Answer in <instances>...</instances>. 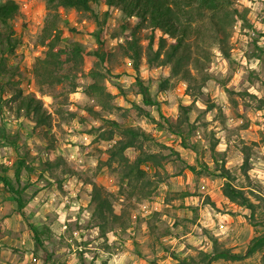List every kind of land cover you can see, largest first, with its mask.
I'll list each match as a JSON object with an SVG mask.
<instances>
[{
  "label": "rangeland",
  "instance_id": "374dc122",
  "mask_svg": "<svg viewBox=\"0 0 264 264\" xmlns=\"http://www.w3.org/2000/svg\"><path fill=\"white\" fill-rule=\"evenodd\" d=\"M13 1L17 13L0 22V32L16 39L4 61L14 80L0 89V163L23 159L32 171H21L30 186L23 208L28 220L39 227L62 220L54 224L58 232L47 234L46 252L34 250L25 220L0 184V264H104L96 255L114 247L135 249L155 264L191 256L196 264L200 252L213 248L240 258L211 264H262L264 245L246 251L264 233V196L256 194L264 187V0H220L213 9L177 2L194 42L190 79L149 64L145 52L135 70L126 39L135 29L145 49L151 30L116 7ZM212 17L227 24L226 53ZM54 32L64 52L48 80L35 67L42 72L43 41ZM160 34L154 32V46ZM96 49L106 53L104 61L91 54ZM137 78L155 105L143 104ZM17 88L41 99L48 124L36 125L17 109L11 96ZM128 127L146 137L111 157ZM224 171L254 211L224 196ZM94 184L110 200L105 219L95 211ZM120 213L121 220L114 218Z\"/></svg>",
  "mask_w": 264,
  "mask_h": 264
},
{
  "label": "trees",
  "instance_id": "16d2710c",
  "mask_svg": "<svg viewBox=\"0 0 264 264\" xmlns=\"http://www.w3.org/2000/svg\"><path fill=\"white\" fill-rule=\"evenodd\" d=\"M59 6L72 7L80 10H90L91 5L97 2H103L108 7H116L121 10L128 17H135L139 24L150 28L151 35L148 37L145 49L138 42L135 29H132L130 35L126 39L125 54L128 55L133 61V68L138 69L139 61L142 58V53L145 52L146 61L150 64L154 61L160 66H169L171 70L176 73H180L183 77L193 78L190 71L187 69V64L190 61L191 47L194 42L191 40V32L189 26L180 23L179 15L176 11L177 2L179 0H55ZM187 2H197L200 6H205L213 9L216 3L220 0H184ZM18 11V5L13 0H5L0 2V22L6 24L10 18H12ZM214 22V29L217 34L222 35L219 38L222 50L226 53L225 41L227 38V24L224 20L218 17H212ZM155 31H160V35L157 38V44L154 46ZM50 33V32H49ZM49 33L47 35H49ZM98 33V32H97ZM51 36V38H50ZM48 37L47 41L43 43L47 46L45 51V57L42 59V72H39L35 67L36 72L41 75L44 74L48 80H51L53 76V67L59 63L60 52H64V49L60 50L56 48V42L60 40L59 33L54 32ZM166 36V37H165ZM13 39L10 32H0V89L3 90V82L13 81V73L11 68H7L4 65L5 54L11 50L14 46ZM77 52V50H74ZM78 53H75L76 55ZM91 54L99 57L101 61L105 59V52H100L97 49L92 50ZM49 64V65H48ZM51 66V68H50ZM139 85V94L142 97L144 105L153 106L156 104L151 97L147 86L140 82L139 78L136 79ZM36 82L41 84L43 79H36ZM8 84V83H7ZM12 99L16 102L18 110H22L25 115L31 116V119L36 125L48 124V115L43 107L41 99H39L35 93L31 92L23 94L22 91L17 88L13 89ZM140 108V107H139ZM180 110H187V107L180 106ZM141 109V108H140ZM143 110V109H141ZM145 112V111H144ZM148 116L150 113L145 112ZM122 136L116 144L110 149V156L115 158L120 155L121 152L130 146L135 144L138 136H145L146 134L142 130H137L131 127L122 129ZM138 162H141L138 160ZM247 162V159H245ZM56 162L44 163L45 168H51ZM44 168V169H45ZM24 169L26 174H30L31 169L24 163L23 159L16 160L11 166L0 163V184L5 192H7L13 199L16 209L21 214L22 218L26 222V226L29 229L34 242V250L41 249L46 252L44 242L47 241V235L51 232L47 226L39 227L37 223L31 222L27 219L23 208L26 205L25 192L28 184L21 182V171ZM10 172H12L10 174ZM223 177L226 182L223 184L222 193L230 201L238 203L244 207L254 211V204L248 198L243 190L235 187L230 181V174L228 171H224ZM103 189L100 186L93 185L92 197L96 203L95 211L102 219H105L107 212H112L110 200L107 194L104 195ZM123 214H115L114 218L122 219ZM264 245V233L254 237L247 246L246 254H250L256 248ZM200 262L196 261V264H211V260L214 258L225 259H238L240 255L232 253L228 249L213 248L211 251H202L199 253ZM49 255L45 256V260L49 258ZM179 260V264H191L190 261H195V257H183ZM264 264V255L262 256Z\"/></svg>",
  "mask_w": 264,
  "mask_h": 264
},
{
  "label": "crops",
  "instance_id": "0c3cea01",
  "mask_svg": "<svg viewBox=\"0 0 264 264\" xmlns=\"http://www.w3.org/2000/svg\"><path fill=\"white\" fill-rule=\"evenodd\" d=\"M26 178L29 179V176H27ZM29 187L30 186H28L26 188V191L28 190ZM34 198H36V197H34ZM226 202H229V201L227 200ZM59 220H62L61 217H59V219L54 221V222L52 221V225L49 226L51 232H58L60 230L57 227L59 225H57V226L54 225V224H59ZM131 234L134 235V232H131ZM188 234L189 233H186L185 235H182V237H185V236L187 237ZM115 236L116 235H114V237ZM22 242H24V241H22ZM114 243H116V242H114ZM184 254H186V253H184ZM96 256L103 258V260L105 261L104 264H155V263L151 262V259H149L150 256L139 254L137 250L130 249L129 247H126V248H117V247L115 248L114 247V248H111L110 250H107V251L106 250L101 251V253L98 252V254ZM17 264H24V263L18 262Z\"/></svg>",
  "mask_w": 264,
  "mask_h": 264
},
{
  "label": "clouds",
  "instance_id": "9594fccd",
  "mask_svg": "<svg viewBox=\"0 0 264 264\" xmlns=\"http://www.w3.org/2000/svg\"><path fill=\"white\" fill-rule=\"evenodd\" d=\"M260 181H261V184L264 185V176L260 177ZM252 191H255V189H252ZM247 194V193H245ZM258 196H264V187L261 188V190L259 192L256 193ZM258 203V201H257ZM217 236H221L222 238V233H220L219 231H216L215 233Z\"/></svg>",
  "mask_w": 264,
  "mask_h": 264
}]
</instances>
